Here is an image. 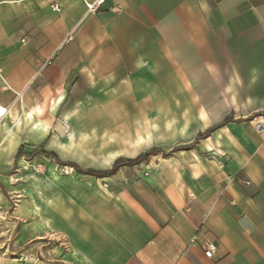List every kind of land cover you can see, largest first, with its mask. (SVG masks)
Segmentation results:
<instances>
[{
	"label": "crops",
	"instance_id": "crops-1",
	"mask_svg": "<svg viewBox=\"0 0 264 264\" xmlns=\"http://www.w3.org/2000/svg\"><path fill=\"white\" fill-rule=\"evenodd\" d=\"M93 1L0 0V164L26 143L66 172L28 189L37 264H264V0H107L86 15ZM68 104L97 107L105 129L53 130ZM152 148L173 155L128 164Z\"/></svg>",
	"mask_w": 264,
	"mask_h": 264
},
{
	"label": "rangeland",
	"instance_id": "rangeland-1",
	"mask_svg": "<svg viewBox=\"0 0 264 264\" xmlns=\"http://www.w3.org/2000/svg\"><path fill=\"white\" fill-rule=\"evenodd\" d=\"M73 101L74 100L71 99L68 102L70 103ZM96 109L97 107H92L90 105H65L61 107L58 115L56 114V120H52L54 127L53 130L56 129L55 126L58 124H64L65 119H67V125H69L72 130L83 131V133L91 132L90 130H95L97 127L105 129L107 123L106 121L99 120L102 117L98 116L100 115V112L98 113V109ZM13 111L16 113L15 109H13ZM88 122L90 125L86 124ZM152 124H156L157 126L159 125L162 133L165 135L172 132L173 126L176 123L171 121H162ZM138 125V122L132 123V129ZM7 127L11 129L10 123L3 120L0 123V151L6 148L9 142L6 131ZM27 128L28 127L25 122H18L17 128L14 129V134L24 135ZM112 130L114 131L110 135V138L108 137L110 142H120L122 138V130L119 128V125L114 126ZM16 139L17 141H23V137H20V139L16 137ZM199 139L200 138L197 136L194 141V145L198 143ZM85 140H88V138ZM19 148H21L22 156L15 161L14 157ZM8 149L9 148H6V151H8ZM34 149L48 151V148L40 147V145L31 147L30 145L23 143L16 151L8 155L5 160L6 162L0 164V264H27L29 261L30 263H33V259L36 261L34 263L37 264V260H43V251L46 246L36 242L32 243L28 240L29 222L33 220L28 217V212L32 210L29 206L28 189L30 187L32 188L33 183H37V181L42 178L44 173L63 174L65 173V169L58 167L60 166L59 164L58 166H54V163L57 164V162L60 161L57 155L52 157L37 154L28 159L27 156ZM163 153L169 154L167 156L173 155L172 152ZM21 158L28 162L27 166H20L19 162ZM147 158L142 160V162H147ZM50 167L54 168V171L52 169L50 170ZM151 167L153 168L154 166ZM77 170L80 171L79 169ZM126 171L127 173L131 171L132 173L130 178L134 179L137 177L139 178L140 175H145V172L149 174L151 170L144 167L141 168V170L131 167ZM126 176L127 175H125V177ZM36 204H38L37 198ZM35 210L36 216H38V208H35ZM49 246L51 245H47V248Z\"/></svg>",
	"mask_w": 264,
	"mask_h": 264
},
{
	"label": "trees",
	"instance_id": "trees-1",
	"mask_svg": "<svg viewBox=\"0 0 264 264\" xmlns=\"http://www.w3.org/2000/svg\"><path fill=\"white\" fill-rule=\"evenodd\" d=\"M228 121V119H224L220 124L216 125V126H213L211 127L210 129H208L206 132H204V134L202 135H198L199 138L203 137V136H206L207 134H209L210 132H212L213 130H215L216 128H218L219 126L225 124L226 122ZM192 146H194V143H192L191 145H188V146H185V147H180V148H175L174 150H177V149H187V148H191ZM42 150V149H40ZM38 149H34L28 156L27 158L30 159L32 158L33 156L37 155V154H42V155H45V156H52L54 157V154L51 153V152H46V151H40ZM160 152L163 156H167L168 154H164L163 152H161L160 150L156 149V148H152L150 149L149 151H147L146 153L144 154H140L139 156H137L134 160H131V161H128V164H131V165H137L139 164L142 160L146 159L147 157L151 156V155H154L156 153ZM20 156H22V153H21V148H19L15 154V157H14V160L16 161ZM122 162L121 160H117L114 162L113 166L111 167L110 170L106 171L105 173H101V174H96L95 172H91L92 175H95V176H102V177H106V176H110V175H113L117 170L118 168L122 165ZM125 163H127L125 161Z\"/></svg>",
	"mask_w": 264,
	"mask_h": 264
},
{
	"label": "built area",
	"instance_id": "built-area-1",
	"mask_svg": "<svg viewBox=\"0 0 264 264\" xmlns=\"http://www.w3.org/2000/svg\"><path fill=\"white\" fill-rule=\"evenodd\" d=\"M107 0H94L91 3H85V10H86V15L89 14H95L98 11L101 10V8L105 5ZM51 10L53 12H58L59 11V7L57 5H52L51 6ZM261 132H263L264 130L262 128L259 129ZM246 185H249L248 182H245ZM195 239H192L191 242H194ZM200 248L203 252V256L205 258L210 259L213 254H214V246L212 243L210 242H204L203 244L200 245Z\"/></svg>",
	"mask_w": 264,
	"mask_h": 264
},
{
	"label": "bare ground",
	"instance_id": "bare-ground-1",
	"mask_svg": "<svg viewBox=\"0 0 264 264\" xmlns=\"http://www.w3.org/2000/svg\"><path fill=\"white\" fill-rule=\"evenodd\" d=\"M6 111H7V109H0V118H2V117H4V115L6 114ZM56 133V132H55ZM15 144V143H14ZM17 144V143H16ZM9 146L10 145H8V148H9ZM16 147V146H15ZM8 152H5V154H0V158H2L3 156H6V154H7ZM114 153V152H113ZM118 154H119V152H118ZM112 155V154H111ZM114 157V156H113ZM108 159H110L109 157H108ZM111 160V159H110ZM109 160V161H110ZM19 163H21L22 165H26L25 164V162H24V160H21ZM109 166V165H108ZM70 169V168H69ZM66 173V172H65Z\"/></svg>",
	"mask_w": 264,
	"mask_h": 264
}]
</instances>
